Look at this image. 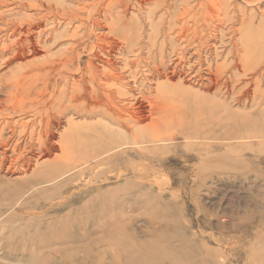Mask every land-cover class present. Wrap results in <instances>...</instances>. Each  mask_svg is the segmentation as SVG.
Returning a JSON list of instances; mask_svg holds the SVG:
<instances>
[{
    "label": "rangeland",
    "instance_id": "obj_1",
    "mask_svg": "<svg viewBox=\"0 0 264 264\" xmlns=\"http://www.w3.org/2000/svg\"><path fill=\"white\" fill-rule=\"evenodd\" d=\"M158 1L124 0L127 15L119 27L129 44L116 51L121 69L127 60L143 59L133 82L136 108L143 113L140 134L147 142L139 146L141 157L122 149L111 165L78 168L83 176L76 181L39 186L25 200L36 217L21 222L13 212L4 216L0 264H264V139H222L240 129L225 123L229 112L234 123L250 118L244 136L264 130V0H175L173 13L164 18ZM172 25L184 36L176 48L166 36ZM57 35L58 41L40 45L24 60L7 65L0 58V103L7 99L4 80L17 68L70 50V30L60 26ZM195 119L210 126L217 140L188 139ZM76 122L86 134L91 124L103 127L93 120ZM31 173L6 167L3 188ZM37 202L43 207H29ZM65 202L59 212L46 214ZM21 226H29L27 235L50 239L45 255L28 244L15 261V241L24 237L14 230Z\"/></svg>",
    "mask_w": 264,
    "mask_h": 264
},
{
    "label": "bare ground",
    "instance_id": "obj_2",
    "mask_svg": "<svg viewBox=\"0 0 264 264\" xmlns=\"http://www.w3.org/2000/svg\"><path fill=\"white\" fill-rule=\"evenodd\" d=\"M174 2L175 0L157 2L156 10L161 13L160 18L173 13L171 10ZM126 11L124 0H0L2 62L9 65L19 59L24 60L31 54L38 53L40 45L55 43L61 37L57 35L60 26L70 30L69 42L72 44L68 52L55 55L43 64L17 68L11 73L12 77L4 80L7 99L0 103V174L7 167L16 169L20 175H29L30 172L32 175L6 189L3 188L5 183L0 175V225L7 222L3 218L10 212L14 213V220L21 222L36 217L28 213V202L25 200L34 197L39 186L50 185L60 179H64L65 183L76 181L83 176L82 172L77 174L78 168L85 165H111L120 159L122 149H127L123 154L131 158L141 157L139 146L147 142L140 134V116L143 113L136 108L133 82L134 68L143 59L127 60L125 68L121 69V58L116 55L118 48H123L124 52V46L129 44L125 30L119 27L123 25ZM178 30L177 25H172L168 35L166 34L169 40L172 39L174 48L184 37L177 34ZM166 42L167 40L163 44ZM86 51L89 52L88 61H84L83 57ZM227 108L225 107V111H228ZM233 117V113L229 112L225 123L229 127L236 124L240 128L239 132L231 130L222 139H264V130L252 131L247 136L241 134L249 128L247 121L250 118L243 117L234 123ZM78 119L97 121L103 127L99 130L94 128L96 124H91L87 126L86 134L82 132L85 126L76 122ZM195 120L197 127L194 126L191 132L187 130L188 139L200 142L217 140L212 131L207 130L210 126L205 128L200 120ZM107 124L116 126L120 131H114ZM63 125H66L65 130L62 129ZM84 134L87 135L86 138L82 136ZM165 139L166 137L157 140ZM153 140L156 142L155 138ZM86 146L94 147L92 153L83 151ZM57 151H60V155H55ZM77 155L81 159H77ZM42 160L44 161L41 162ZM135 167L136 165L134 169ZM66 204H54L46 214L59 212ZM29 207L36 209L43 205L37 202ZM28 227L21 226L14 230L17 238L24 237L22 242L19 239L15 241L16 251H19L15 261L25 256L23 251L28 244L35 248L34 253L41 252L44 255L51 246L48 245L50 239L38 233L27 235ZM30 256L33 257V254Z\"/></svg>",
    "mask_w": 264,
    "mask_h": 264
}]
</instances>
